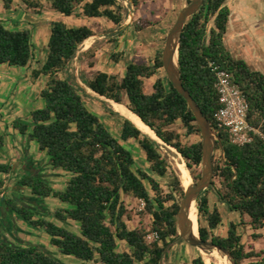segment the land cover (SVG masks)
Wrapping results in <instances>:
<instances>
[{
	"label": "trees",
	"instance_id": "1",
	"mask_svg": "<svg viewBox=\"0 0 264 264\" xmlns=\"http://www.w3.org/2000/svg\"><path fill=\"white\" fill-rule=\"evenodd\" d=\"M22 1L36 13L44 6L40 0ZM47 1V8L63 17L105 18L116 26H121L125 19L123 5L118 0ZM129 2L137 8L141 0ZM11 3L12 0H3L6 9ZM224 3L225 0H203L198 11L186 20L178 47L182 85L221 142V149L216 147L220 151L218 158L212 155L210 188L197 198L198 235L203 241H212L227 249L236 264H264V249L245 250L238 223L230 221L225 236L214 233L222 221V213L217 204L210 206V193H214L228 211L238 213L241 218L248 217L253 238L260 237V233L255 232L264 229V74L252 70L245 60L234 58L225 48L223 39L230 13ZM145 24L152 22L148 20ZM49 30L45 58L31 71L33 79L41 75L49 77L40 91L43 106L33 110L28 121L15 118L11 126L45 153L50 171L66 176L62 188L53 187L39 170L25 171L16 177L18 187L27 189L34 199L42 201L51 197L59 201L61 205L52 216L62 224L37 216L33 208L18 198L0 194V264H69L56 257L52 250L19 239L15 216L27 226L43 230L55 251L74 258L79 264L90 261L159 264L164 247L178 236L175 216L184 193L181 180L173 175L165 191L154 177L135 170L134 157L124 145L129 139L135 140L142 149L155 175L167 174L168 161L159 151L158 143L110 108L111 114L122 118L115 134L87 108L78 85L57 76L71 66L79 45L95 34L93 29L85 24L70 26L58 20L51 23ZM33 49L30 30L10 29L0 19V66H29L34 58ZM93 49L94 44L79 54L81 65L88 58L87 65L94 66ZM210 63L232 75L247 100V120L263 138L255 136L244 146L229 142L227 132L214 119L219 104ZM160 69L161 51H158L152 60L129 63L120 79L100 70L84 79L82 68L78 76L96 94L125 104L159 139L175 148L184 159L192 180L197 182L201 176V140L183 142L173 126L179 123L185 128V136L199 137V129L186 101L167 77L156 76ZM146 81L152 84L149 93L145 89ZM3 140L4 135H0V146ZM12 168L10 164L0 163V189ZM123 196L144 202L143 210L137 213L138 224L132 228L127 222L133 216ZM3 207H7L8 218H4ZM67 221L77 222L78 231L63 225ZM149 232H155L157 238L147 242ZM118 242L125 243L127 249L119 251ZM192 264L204 262L198 255Z\"/></svg>",
	"mask_w": 264,
	"mask_h": 264
},
{
	"label": "rangeland",
	"instance_id": "2",
	"mask_svg": "<svg viewBox=\"0 0 264 264\" xmlns=\"http://www.w3.org/2000/svg\"><path fill=\"white\" fill-rule=\"evenodd\" d=\"M40 2L44 6L39 10V13H36L34 8H26L22 0H12L11 7L7 9L3 6V0H0V19L4 25L10 29L30 30L32 32L33 41L38 43V47L33 49L34 58L29 66L18 67L7 66L6 64L0 66V100L2 98L5 99L3 104H0V112L3 114V119L6 120H8L7 116L10 113L9 110L11 109L12 100H14L15 96H21L19 102L21 105V112L24 114L21 116L23 120H26V117H29L33 110L43 106L44 102L40 96L41 86L44 84L43 75L39 80L33 79L31 71L37 68L45 58L47 47L43 43H45V41L47 43L50 31L49 26H51L53 21L63 20L70 26H72L71 24H73V26L85 24L91 27L95 33L93 36L86 39L80 47L81 53L94 44V66L91 68L87 65L88 58L84 60L83 65L80 64L79 59H74L71 66L68 68L69 70L67 69L59 72L57 74L58 77L67 79L71 84H77L74 76V70L77 66L78 73L82 68L84 79L90 77L96 70L115 75L120 79L124 75L125 68L129 63L152 60L156 52H162L166 34L172 27L178 12L182 7L188 4L187 0H141L140 5L135 8L129 0H118V2L123 5V15L125 19L121 26H116L105 18L87 19L85 17L76 16L77 18H73V21H71L59 13L49 10L47 8L49 4L47 0H40ZM224 5L228 8L230 13L227 31L223 39L225 48L234 58L245 60L252 70L260 71L264 74V0H225ZM148 20H150L152 24L144 25V22ZM137 25L141 27L140 30H137ZM87 40L89 41V46L85 47L84 45ZM39 45L42 47L41 49H39ZM164 75L163 69L158 70L156 74V76L159 77H163ZM44 78H46V80L49 79L47 76ZM78 78L77 81L79 82ZM77 85V90L80 92L87 108L91 112L97 114L100 119L117 134L122 123V118L111 114L110 104L99 98H93L87 95L82 90V85ZM151 86L152 84L150 81L145 82L147 93L151 92ZM0 122L3 126L5 125L4 120ZM173 127L178 129L183 142L201 140L200 135L199 137L194 135L185 136V128L179 123H176ZM29 143L31 144V142ZM124 145L130 149L134 157V169L142 170L154 177L165 191L169 189V183H171L173 175H177L180 178V166L186 168L184 159L177 151L163 144H158L159 151L167 158L169 165L167 174L163 177H159L150 170V165L146 161L142 149L135 140L129 139L124 142ZM29 146L30 152H32L33 147H31V145ZM17 148L18 147H14L11 150L12 156L16 160L23 155V151ZM219 153L220 151L215 148L213 152L214 157L218 158ZM10 165L13 167L12 164ZM44 168L49 171L47 165L46 167L43 166V172ZM49 173L52 175L54 174V176H48L51 180V185L55 188H62L66 181V176L59 172L50 171ZM21 174H23V170L21 165L17 164L15 171L12 170L11 173L4 177L5 185L3 189H0V194L4 193L6 196H9V193L13 190L19 195L30 197V193L27 189L19 188L16 184V177ZM209 199L210 206L218 204L222 213V221L214 230L216 235L225 236L229 222L234 221L239 224L238 231L241 234V243L245 250L259 251L264 249V229L255 232L260 233V237L253 238L251 235L254 231L248 225V217L245 216L241 218L238 213L228 211L224 204L222 205L217 201L214 193L209 194ZM123 201L133 216L132 219L127 222L128 226L132 228L138 224L139 218L137 213L143 210L144 204L141 199H134L128 196H123ZM25 204L33 208L37 216H42L47 220L62 224V221L58 222L52 216L61 205L58 200L51 197L45 198L42 201L30 198ZM3 208L4 218H8L10 214L7 207ZM146 219H148V217L145 218L144 221ZM14 222L17 224L15 230L17 231L19 239L39 244L52 250V253H55L56 257L66 263L79 264L74 258L63 256L55 251L54 247H52L49 242V236L43 230L27 226L16 216L14 217ZM63 225L73 231H78L77 222L67 221L63 223ZM151 233L153 232H149L148 234ZM152 240H148L146 236L147 242ZM126 249L125 243L118 242L119 251H124ZM168 249V251H166V256H163L162 264H192V260L198 257V255L201 256L204 264H206L199 251L190 247L177 237L170 242ZM87 264L97 263L90 261Z\"/></svg>",
	"mask_w": 264,
	"mask_h": 264
},
{
	"label": "water",
	"instance_id": "3",
	"mask_svg": "<svg viewBox=\"0 0 264 264\" xmlns=\"http://www.w3.org/2000/svg\"><path fill=\"white\" fill-rule=\"evenodd\" d=\"M202 3L203 0H190V2L186 6L181 8V10L178 12V15L172 27L166 34L164 46L161 52L162 69L168 81L173 86V88L186 101L188 108L190 109V111L194 116L201 137V152H202L201 163H200L201 176L197 182H194L191 179L190 184L187 187H184L183 197L179 202V209L175 216L176 230L178 234L177 238L183 240L186 244H188L190 247L196 249L199 252L203 251L205 253H217L221 257L226 258L229 264H236L235 260L233 259L230 252L227 249L217 244H214L212 241H203L200 239L199 235L195 236L192 231V225L190 220L191 207L194 205L197 211V207H196L197 198L199 197L200 193L203 190L210 188V183L213 178V162H212L213 152L216 147H219L221 149V142L217 135V132L211 128L207 118L203 115L201 109L199 108L195 100L190 96L188 91L184 89L179 71L178 47H179V40L183 27L186 23V20L198 11ZM81 45L82 44H80L78 47L75 60H78ZM74 76H75V82L79 85H82L83 87L84 84L78 78L77 66L75 67L74 70ZM77 78L79 79V82L77 81ZM96 95L97 98L110 104L109 102L110 99H107L104 96H100L98 94ZM154 135L157 139L150 137L149 135L147 136L158 144H163L165 146H168L161 139H159L155 133ZM170 148L176 151L175 148L173 147ZM169 246L170 243H168L164 247L161 257L159 259V264H162L163 256L166 253Z\"/></svg>",
	"mask_w": 264,
	"mask_h": 264
},
{
	"label": "built area",
	"instance_id": "4",
	"mask_svg": "<svg viewBox=\"0 0 264 264\" xmlns=\"http://www.w3.org/2000/svg\"><path fill=\"white\" fill-rule=\"evenodd\" d=\"M215 73L214 88L218 95L219 107L214 119L219 127L224 128L231 144L244 146L253 141L255 136L263 138L261 132L247 120L248 103L239 85L232 75L214 63H210ZM144 204L143 200H141ZM148 240L157 238L155 232L147 235Z\"/></svg>",
	"mask_w": 264,
	"mask_h": 264
},
{
	"label": "crops",
	"instance_id": "5",
	"mask_svg": "<svg viewBox=\"0 0 264 264\" xmlns=\"http://www.w3.org/2000/svg\"><path fill=\"white\" fill-rule=\"evenodd\" d=\"M66 18H68L69 20L73 21V18H77V17H76V15L75 16L72 15V16H69V17H66ZM79 19L82 20L81 18H79ZM71 25L73 26V24H71ZM33 44L35 45L34 48L36 49L38 47V43L37 42L35 43L33 41ZM43 44L46 46V41ZM41 48L42 47H40V45H39V49H41ZM41 76H39L37 78V80H39V78ZM44 77L45 76H43L44 84H43V86H41V89L44 87V85H45V83L47 81L46 78H44ZM82 90L87 95H89V96H91L93 98L94 97L97 98V95L93 91L88 89L85 85L82 87ZM20 98H21V96L19 95V96H15L14 100H12L13 103H12V106L10 107L11 109L9 110L10 113L7 116L8 120L3 119V114H2V112H0V121L1 120L5 121V125L4 126L0 122V135H4L3 143L0 146V163L12 164V166L14 168V171H15L16 166L18 164V165H21L22 170L25 169L23 172H25V171L30 172L31 170H39V168H41L42 166L46 167L47 156L45 155L44 152H41V151L38 150V147H37L35 142H31V144H30L29 141L27 140L26 136L20 135L18 133V131L11 126L12 121L15 118H20L22 116V114H23L21 112V105H20V102H19ZM4 101H5V99L2 98L0 100V104L1 103L3 104ZM111 109H113L112 106H111ZM21 119H22V117H21ZM29 119H30V116L26 117V121H28ZM29 145H31V147H33V149L31 148L32 152H30V146ZM14 147H18L17 148L18 150L23 151V155H21V157L18 158L17 160L14 159L13 156H12V151L11 150ZM52 176H54V174ZM55 176H57V175H55ZM55 180H56V177H55ZM221 204L223 205V203H221ZM218 207H219V205H218ZM219 209H220V207H219Z\"/></svg>",
	"mask_w": 264,
	"mask_h": 264
},
{
	"label": "bare ground",
	"instance_id": "6",
	"mask_svg": "<svg viewBox=\"0 0 264 264\" xmlns=\"http://www.w3.org/2000/svg\"><path fill=\"white\" fill-rule=\"evenodd\" d=\"M85 47L89 46V41L87 40L85 42ZM112 108L118 112L121 116L124 118L129 119L135 126H137L143 133L149 135L150 137L156 138L152 130L147 127L141 119L136 116L134 113H132L125 104L123 103H116L115 101H109ZM157 139V138H156ZM187 168V167H186ZM183 166H180V179L182 182V185L184 187H187L191 182V177ZM197 211L195 206L193 205L190 210V220L192 225V231L195 236L198 235V227H197ZM203 256L206 264H229L228 260L224 257H221L217 253H205L203 251L200 252Z\"/></svg>",
	"mask_w": 264,
	"mask_h": 264
},
{
	"label": "flooded vegetation",
	"instance_id": "7",
	"mask_svg": "<svg viewBox=\"0 0 264 264\" xmlns=\"http://www.w3.org/2000/svg\"><path fill=\"white\" fill-rule=\"evenodd\" d=\"M42 168H43V166L41 167V168H39V172L41 173V174H43V175H45L46 177H47V180L49 181V182H51V180L49 179V177L48 176H50L51 174L49 173L50 172V170L49 171H47L46 170V168H44V172L42 171ZM25 169H23V171H24ZM5 185V184H4ZM4 192V191H3ZM4 194V193H3ZM10 196H12V197H14V198H18L20 201H22V202H25L26 203V201H28V199H30V198H33L31 195H30V197H26L25 195H19L18 193H16L15 191H11L10 193H9V196H7V197H10ZM17 225V224H16Z\"/></svg>",
	"mask_w": 264,
	"mask_h": 264
}]
</instances>
